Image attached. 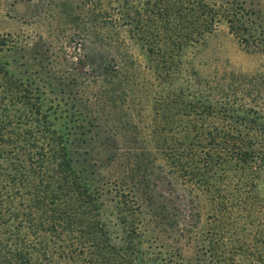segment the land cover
<instances>
[{"label":"rangeland","instance_id":"obj_1","mask_svg":"<svg viewBox=\"0 0 264 264\" xmlns=\"http://www.w3.org/2000/svg\"><path fill=\"white\" fill-rule=\"evenodd\" d=\"M119 2L0 0V56L39 63L42 76L52 82H73L58 86L61 101L60 94L46 95L53 104L65 102L80 110L85 128L96 134L81 163L83 173L96 181L106 213L114 216L117 200L126 203L131 218H142L149 230L145 238L152 245L147 250L177 255L183 264H264V161L255 158L245 164L230 153L241 140L256 142L244 137L251 123L239 122L230 110L238 104L264 107L263 95L239 92L245 78L264 77V0H205L223 15L225 10L242 9L244 27L249 28L236 34L221 17L198 42L185 46L166 44L169 32L154 12L141 31L143 36L146 30L152 33L147 46L141 45L132 26L103 28L102 15L119 16ZM136 13L142 20L148 16L141 9ZM110 33L115 46L103 44ZM105 61L116 70L127 67L128 93L109 97L94 83ZM173 62L185 70L178 77L164 69ZM232 76L237 81H231ZM0 96L9 100L8 110H17L34 124L22 96L1 78ZM113 141L122 148L119 153L133 146L150 150L146 162L154 161L158 176L143 177L141 170L127 168L124 156L112 160ZM206 151L212 159L204 156ZM71 191L58 182L48 190L61 206L77 203ZM153 211L165 215L157 220ZM86 223L70 232L60 225L38 236L35 247L43 243L47 248L42 263L86 264L92 251L87 242L79 243L90 236Z\"/></svg>","mask_w":264,"mask_h":264},{"label":"trees","instance_id":"obj_2","mask_svg":"<svg viewBox=\"0 0 264 264\" xmlns=\"http://www.w3.org/2000/svg\"><path fill=\"white\" fill-rule=\"evenodd\" d=\"M121 1L116 6V14L120 15L115 19L102 15L100 25L103 28L110 25L132 26L142 46L148 45L147 37L149 39L152 35L146 30L147 35L143 36L141 31H144L143 26L149 21V13L153 12L158 17L157 22L159 18L164 19L162 24L165 32H169V39L166 41L169 46L198 42L205 32L214 28L221 17L225 19L230 31L236 34L249 28L244 27L240 13L242 9L234 8L231 12L225 10L227 14L223 15L219 8L214 4L208 5L205 0ZM226 5L230 6L231 3L227 2ZM140 9L148 12L143 20L141 14L136 13ZM104 38L103 44L115 46L113 33L109 37L104 35ZM21 58L26 60L24 55ZM116 67L105 61L100 69L101 78L94 81L95 84H101L97 87L103 89L109 97H112L111 93H128L131 89L128 85L131 73L127 71V67L119 65L118 70ZM164 69L168 75L177 77L185 71L178 62L168 64ZM41 70L39 63L19 62L17 58L9 61L0 56L1 81L22 96L34 121L31 124L17 110H8L6 102L9 100L0 96V264H44L42 261L47 259V248L43 243L40 249L35 247L38 236L54 232V228L60 225L66 226V230L70 232L83 220L87 222L90 236L84 237L87 241L83 239L79 243L87 242L92 251L86 264H102L107 261L118 264H183L184 261L178 260L177 255L166 253L165 257L161 251L147 250L152 246L145 238L149 230L147 226H143L141 217L131 218L134 215L127 210L125 202L113 200L114 216L106 213L105 204L100 200V188L95 180L83 173L81 164L87 153V146L89 147L96 134L92 133L91 128H85L80 110L66 107L65 102L53 104L47 97L51 93H56L57 97L60 94L58 98L61 101L63 90L58 86H67L73 82H52L50 79L53 78L42 76ZM263 78L259 75L245 78L239 92H254L264 96ZM233 80L237 81V78L232 76L231 81ZM205 107L208 108L207 105ZM255 107L256 110L238 104L230 110L239 122L251 123L248 130L250 133L247 132L244 137L256 140L255 143H242L244 141L241 140V144H236L235 147L231 145L235 150L230 152L231 155L240 156L238 160L245 164L253 162L255 158L256 161H264V107ZM111 146L112 160L125 157L127 168L138 172L141 170L143 177L149 173H156L155 176H158L153 170L156 167L153 166L154 161L150 164L146 162L150 150L143 152L140 147L133 146L119 153L122 148H118L115 141ZM204 156L212 159L214 155L206 151ZM216 156L219 157V154ZM54 182L72 190L77 203L72 206L56 205L57 197L48 192ZM161 214L159 211L152 212L157 220L165 215ZM111 219H114L115 224ZM157 220L154 222L159 223ZM157 247L161 248L162 245L155 244V248Z\"/></svg>","mask_w":264,"mask_h":264}]
</instances>
